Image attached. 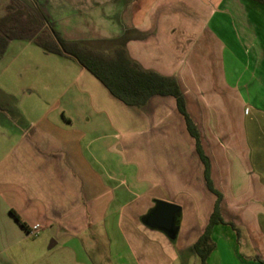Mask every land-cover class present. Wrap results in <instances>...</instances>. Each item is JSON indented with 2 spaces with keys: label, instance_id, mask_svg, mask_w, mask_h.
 <instances>
[{
  "label": "rangeland",
  "instance_id": "374dc122",
  "mask_svg": "<svg viewBox=\"0 0 264 264\" xmlns=\"http://www.w3.org/2000/svg\"><path fill=\"white\" fill-rule=\"evenodd\" d=\"M17 1L24 6L32 3L31 0ZM34 1L36 11L49 16L48 0ZM172 1L177 2L173 9L187 13L184 15L192 20L188 28L196 31L193 42H215L207 26L200 22L203 19L194 13L190 0H186V9L183 8L185 0ZM218 3L221 2L211 0L212 8ZM238 3L239 7L232 9L234 16L226 20L231 29L227 35L232 40L235 32L238 37L239 30L243 29L244 39L235 58L226 53L222 68L229 84L239 81L246 103L242 111L233 112L228 108L220 115L226 128L218 130L220 145L215 140L207 144L201 139L203 150L211 159L213 186L222 195L220 210L223 204H228L225 218L238 223L236 229L232 224L219 225L217 231L213 229L214 249L206 264H264V58L258 60L257 50L250 46L252 39L257 41L259 31L255 30L258 28L263 33L260 38H264V12L258 10L264 5L251 0H238ZM214 20L218 22L219 18ZM179 28L182 29L181 25ZM180 44V57H185L186 41L180 38ZM209 52L213 58L215 51ZM213 61L206 66L194 64L191 69L197 76L210 74L218 83L221 67ZM178 68L181 71L185 67ZM74 92L84 96L86 106L110 108L109 115L117 126L128 117L126 109L130 108L112 97L75 60L47 53L32 41H11L0 59V106L5 108L0 111V123L6 129L0 130V158L9 150L16 132L43 122L60 104H78L77 98L76 101L73 98ZM227 103L229 106L228 100ZM190 108L188 113L193 119L198 109L195 105ZM96 117L104 119L103 115ZM162 120L159 130L146 131V162L141 176L136 156H116L115 161L128 165L125 185L134 190L127 206L82 234L58 233L56 228L49 231L38 226L39 234L33 235L22 230L19 224L17 229L13 226L8 230L9 238L0 237V264H202L192 247L204 230L202 207L215 206L217 196L206 185L202 162L193 148L195 141L183 116L178 113L177 117L168 115ZM135 127L138 125L133 123V132ZM138 138L137 134L135 139ZM155 201L182 208L175 241L141 224L140 217ZM255 209L259 217L249 218ZM52 241L56 245L50 248Z\"/></svg>",
  "mask_w": 264,
  "mask_h": 264
},
{
  "label": "crops",
  "instance_id": "0c3cea01",
  "mask_svg": "<svg viewBox=\"0 0 264 264\" xmlns=\"http://www.w3.org/2000/svg\"><path fill=\"white\" fill-rule=\"evenodd\" d=\"M51 1H46L49 16L64 39L104 51H111L122 42L130 58L141 67L175 78L184 95L187 112L191 105L198 109L197 117L192 120L207 144L219 141V131L226 129L221 116L228 108L233 112L243 110L246 102L239 81L236 79L229 84L222 68L226 53L235 58L244 39L243 29L239 30L238 37L235 32L232 40L227 35L231 30L227 21L234 16L232 9L239 7L238 0L237 3L236 0H219L221 3L213 8L211 0H206L207 3L190 0L194 7L190 9L203 19L200 22L214 38L211 44L191 40L196 35L195 30L188 28L192 20L184 15L185 12L173 9L177 2L172 0ZM183 3L186 9L187 1ZM258 10L264 12V8ZM259 29L255 30L259 31L257 41L252 39L250 46L257 50L255 57L262 60L264 38H260L263 33ZM180 38L186 41L185 57H180ZM210 50L215 51L213 58ZM212 59L221 67L218 83L209 73L197 76L191 69L194 64L209 65ZM179 65L185 68L180 71ZM73 98L75 101L77 98L78 104H60L43 122L16 132L9 150L0 158V237L9 238V228L17 229L19 223L11 210L29 227L27 231L19 224L27 233L40 226L76 235L94 224L108 221L129 204V195L134 191L125 185L128 165L115 161L118 160L116 156H136L141 176L146 162V131L159 130L163 118L180 114L175 98L155 96L142 108L126 109L128 117L117 126L109 115L110 108L86 106L84 96L78 92H74ZM98 115H103L104 119L100 120ZM132 121L138 125L134 132ZM0 130H6L2 123ZM137 134L139 138L135 139ZM5 135L7 138L8 134ZM193 148L196 150L195 143ZM201 170L204 176L203 164ZM225 208L228 209V204L221 207L226 223L222 226L233 224L236 227L238 222L225 218ZM213 210L214 205L202 207L204 230ZM255 210L249 218L259 217L258 209ZM55 245L56 241H52L50 246Z\"/></svg>",
  "mask_w": 264,
  "mask_h": 264
},
{
  "label": "trees",
  "instance_id": "16d2710c",
  "mask_svg": "<svg viewBox=\"0 0 264 264\" xmlns=\"http://www.w3.org/2000/svg\"><path fill=\"white\" fill-rule=\"evenodd\" d=\"M31 1V5L26 3L24 6L17 0H0V59L11 41L28 40L47 53L75 60L116 100L128 107L142 108L155 96L175 98L178 111L195 141L196 152L204 166L206 185L217 196L209 223L192 247L202 264H206L214 249L212 231L215 226L226 224L220 210L222 195L213 186L210 159L203 150L199 130L187 112L185 98L177 80L141 67L130 58L122 42L113 50L104 51L80 41L64 39L50 16L37 12L36 1ZM251 1L264 5V0ZM0 111H5V108L0 106ZM11 214L25 230H30L14 211L11 210ZM231 226L236 229L233 224Z\"/></svg>",
  "mask_w": 264,
  "mask_h": 264
},
{
  "label": "water",
  "instance_id": "95a60500",
  "mask_svg": "<svg viewBox=\"0 0 264 264\" xmlns=\"http://www.w3.org/2000/svg\"><path fill=\"white\" fill-rule=\"evenodd\" d=\"M181 213L182 208L178 205L155 201L154 206L141 217L140 221L147 228L159 231L169 240L175 241L180 230Z\"/></svg>",
  "mask_w": 264,
  "mask_h": 264
},
{
  "label": "built area",
  "instance_id": "2783aa9c",
  "mask_svg": "<svg viewBox=\"0 0 264 264\" xmlns=\"http://www.w3.org/2000/svg\"><path fill=\"white\" fill-rule=\"evenodd\" d=\"M31 234H33V235H38V234H39V230H38V229H35V230H33V231L31 232Z\"/></svg>",
  "mask_w": 264,
  "mask_h": 264
}]
</instances>
